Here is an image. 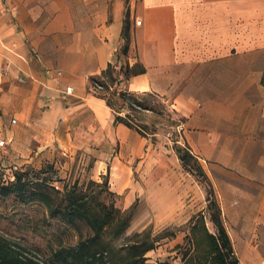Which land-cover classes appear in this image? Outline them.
Here are the masks:
<instances>
[{
	"label": "crops",
	"instance_id": "0c3cea01",
	"mask_svg": "<svg viewBox=\"0 0 264 264\" xmlns=\"http://www.w3.org/2000/svg\"><path fill=\"white\" fill-rule=\"evenodd\" d=\"M110 64L145 69L118 88L178 112L204 161L237 169L244 150L264 149V0H0V165L50 163L80 136L105 152L117 140L111 189L127 190L146 138L92 93ZM242 177L254 188L236 208L220 201L225 226L241 264H264V175Z\"/></svg>",
	"mask_w": 264,
	"mask_h": 264
},
{
	"label": "rangeland",
	"instance_id": "374dc122",
	"mask_svg": "<svg viewBox=\"0 0 264 264\" xmlns=\"http://www.w3.org/2000/svg\"><path fill=\"white\" fill-rule=\"evenodd\" d=\"M145 98L153 104L157 102L154 97ZM164 106L170 118L151 112L139 115L144 124L156 129V134L145 139L143 157L128 165V189L121 193H115L111 189L112 178L109 176L110 163L119 150L117 140L107 150L109 155H106L108 152L103 148L106 141L88 149L83 147L87 141L85 136H80L78 143L82 147L73 149L72 152L57 151L54 160L50 162L55 165L51 182L62 192L64 186L67 189L77 187L79 191L88 192L92 197L97 196V203L104 202L123 212L132 211L133 218L124 233H118V228L113 225L94 246L96 252L107 253L110 264H131L132 253L128 251L127 245L139 239L136 234L148 231L157 240L156 249L146 255L148 263L162 261L181 264V257L175 247L183 243L188 221L205 211L210 188L219 204L227 198L231 200L233 208H236L240 201V190L251 191L254 188V182L243 179L242 176L264 175V165L261 164L264 149L244 150L237 169H225L213 161H204L202 151L192 150L185 141V119L178 112ZM124 111V114L130 113L128 109ZM176 146L195 157L191 160L190 167L183 166ZM2 156L5 157L6 153H2ZM47 164L22 167L17 164L0 165V175L3 180H8L17 171L15 166L23 170L28 167L40 170ZM198 166L209 180L210 186ZM106 179L110 191L114 193L108 197L105 192L100 194V187L91 184V181L102 184ZM97 203H93L94 209H98ZM165 230L175 232L176 236L168 237ZM231 233L234 238L235 233ZM92 236L89 226L82 220L70 224L60 215L51 217L43 204L25 203L16 195L0 196V248L9 259L18 258L21 264H60L51 257L54 250L77 246Z\"/></svg>",
	"mask_w": 264,
	"mask_h": 264
},
{
	"label": "trees",
	"instance_id": "16d2710c",
	"mask_svg": "<svg viewBox=\"0 0 264 264\" xmlns=\"http://www.w3.org/2000/svg\"><path fill=\"white\" fill-rule=\"evenodd\" d=\"M122 38L124 45L119 54L126 55L131 42L127 21L124 24ZM144 71L145 69L139 64L133 67L123 65L120 68L110 64L101 76L91 78V88L96 85L102 87L93 94L103 99L114 111L115 125L123 124L143 138H148L156 134V129L144 124L139 115L151 112L170 118L165 112L164 104L157 98L154 104L145 98L154 97L153 95L138 94L118 88L122 80L128 81ZM125 109H128L130 113L124 114ZM176 152L183 166L190 167V162L195 157L180 146H176ZM198 167L201 170L200 166ZM54 168V163H48L40 170L30 167L26 170L21 168L12 173L8 180H3L0 175V196L16 195L22 202L43 204L51 217L60 215L70 224L75 223L76 220H82L89 226L93 233L91 238L77 246L60 247L54 250L51 253L53 260H57L60 264H110L107 253L96 252L94 246L97 245L102 234L113 225L118 228V233H124L133 218L132 211L123 212L104 202L97 203V196L92 197L88 192L79 191L77 187L67 189L64 186L62 192L51 182ZM201 174L210 186L202 170ZM91 184L100 187V194L105 192L106 197L114 195L109 189L107 179L102 184L93 181ZM93 203H97L98 209H94ZM184 230L183 243L175 247L181 257V264H241L225 226L221 206L211 188L208 192L205 211L194 215ZM165 232L168 237L176 236L175 232L170 233L168 230ZM136 236L139 239L127 245L128 251L132 253L131 264H168L162 261L148 263L149 259L146 255L156 249L157 240L151 237L149 231ZM0 264H21V261L18 258L9 259L0 248Z\"/></svg>",
	"mask_w": 264,
	"mask_h": 264
},
{
	"label": "built area",
	"instance_id": "2783aa9c",
	"mask_svg": "<svg viewBox=\"0 0 264 264\" xmlns=\"http://www.w3.org/2000/svg\"><path fill=\"white\" fill-rule=\"evenodd\" d=\"M140 23H141V21H137L136 22V24L137 25H140ZM6 75H7V73H5ZM58 75H61V73L60 72H58ZM20 81L21 82H24V80L23 79H20ZM102 87L101 86H99V85H96L94 88L92 87V93H95L97 90H99V89H101ZM66 93L67 94H71L72 93V89L71 88H68L67 90H66ZM17 123V121L16 120H12V124H16ZM4 144H5V142L4 141H0V147H2V146H4ZM14 169L15 170H18V167H14Z\"/></svg>",
	"mask_w": 264,
	"mask_h": 264
},
{
	"label": "bare ground",
	"instance_id": "6f19581e",
	"mask_svg": "<svg viewBox=\"0 0 264 264\" xmlns=\"http://www.w3.org/2000/svg\"><path fill=\"white\" fill-rule=\"evenodd\" d=\"M250 253H251V252H250ZM250 257H251V256H250ZM254 257H255V256H253V258H254ZM247 259H248V258H247ZM250 262H251V263H253L254 261H253V262H252V261H250ZM247 263H249V261H247ZM242 264H243V263H242Z\"/></svg>",
	"mask_w": 264,
	"mask_h": 264
}]
</instances>
